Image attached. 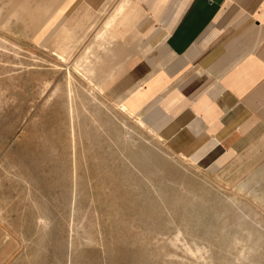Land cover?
I'll return each mask as SVG.
<instances>
[{
  "label": "rangeland",
  "instance_id": "374dc122",
  "mask_svg": "<svg viewBox=\"0 0 264 264\" xmlns=\"http://www.w3.org/2000/svg\"><path fill=\"white\" fill-rule=\"evenodd\" d=\"M33 2L0 0V264H264V135L179 148L194 120L119 102L76 63L88 39L41 40Z\"/></svg>",
  "mask_w": 264,
  "mask_h": 264
},
{
  "label": "crops",
  "instance_id": "0c3cea01",
  "mask_svg": "<svg viewBox=\"0 0 264 264\" xmlns=\"http://www.w3.org/2000/svg\"><path fill=\"white\" fill-rule=\"evenodd\" d=\"M30 6L48 16L41 40L58 42L67 31L89 40L76 63L99 86L111 78L123 87L119 102L136 114L159 107L177 119L171 129L194 120L173 141L179 148L202 149L198 144L213 138L223 157L264 135V0H34ZM122 75L129 76L124 85ZM195 129L206 136L196 140Z\"/></svg>",
  "mask_w": 264,
  "mask_h": 264
},
{
  "label": "bare ground",
  "instance_id": "6f19581e",
  "mask_svg": "<svg viewBox=\"0 0 264 264\" xmlns=\"http://www.w3.org/2000/svg\"><path fill=\"white\" fill-rule=\"evenodd\" d=\"M16 2V0H15ZM16 11V10H15ZM139 121L142 123V124H146L145 120H143L142 118L139 119Z\"/></svg>",
  "mask_w": 264,
  "mask_h": 264
}]
</instances>
